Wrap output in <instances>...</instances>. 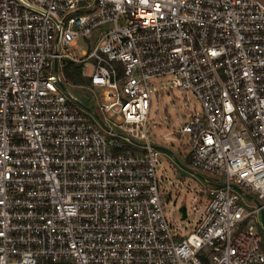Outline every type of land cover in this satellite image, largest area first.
I'll use <instances>...</instances> for the list:
<instances>
[{"label": "built area", "instance_id": "2783aa9c", "mask_svg": "<svg viewBox=\"0 0 264 264\" xmlns=\"http://www.w3.org/2000/svg\"><path fill=\"white\" fill-rule=\"evenodd\" d=\"M166 77L201 108L187 234L146 133ZM262 218L264 0H0V264H264Z\"/></svg>", "mask_w": 264, "mask_h": 264}, {"label": "rangeland", "instance_id": "374dc122", "mask_svg": "<svg viewBox=\"0 0 264 264\" xmlns=\"http://www.w3.org/2000/svg\"><path fill=\"white\" fill-rule=\"evenodd\" d=\"M69 90L71 91L70 88ZM72 92L82 100H86L90 94L86 84L76 85ZM194 109L196 112L201 111L195 96L182 89H176L172 78L166 77L160 80L157 84V93L152 95L146 129L153 145L162 146L173 153V156H169L162 152L158 157L156 171L160 188L171 193V202L167 205V210L174 212L178 227L184 229L186 234L193 231L198 216L193 218L190 214L187 220L182 221L179 219V208L185 205L189 212L192 206H204V200L201 202L198 199L193 200L194 197H200L201 181L183 171L175 161L186 165L184 156L188 153V139L186 135L178 133L179 127L188 121L189 114Z\"/></svg>", "mask_w": 264, "mask_h": 264}, {"label": "trees", "instance_id": "16d2710c", "mask_svg": "<svg viewBox=\"0 0 264 264\" xmlns=\"http://www.w3.org/2000/svg\"><path fill=\"white\" fill-rule=\"evenodd\" d=\"M64 76L73 85H83L88 83V79L81 75V66L68 63L64 69Z\"/></svg>", "mask_w": 264, "mask_h": 264}, {"label": "water", "instance_id": "95a60500", "mask_svg": "<svg viewBox=\"0 0 264 264\" xmlns=\"http://www.w3.org/2000/svg\"><path fill=\"white\" fill-rule=\"evenodd\" d=\"M62 88H64V87L62 86ZM87 110H90V109L87 108ZM154 147H155L156 149L160 150L161 152L168 154L169 156H173V153H172L170 150H168V149H166V148H164V147H162V146H155V145H154ZM175 161H176L177 165H178L183 171H185V172H187V173H189V174H191V175H193V176H195V177H197V178H199V179H203V177H202L201 175H199V174H197V173H194V171H192L191 169L187 168V167L184 166L183 164L179 163L177 160H175ZM179 211L181 212L182 218L184 219V218H185V207L182 205V206L179 208ZM262 219H263V218H262ZM263 223H264V219H263Z\"/></svg>", "mask_w": 264, "mask_h": 264}]
</instances>
